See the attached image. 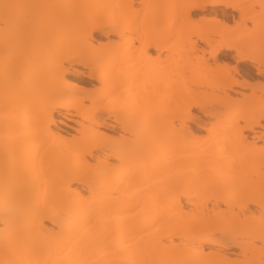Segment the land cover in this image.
I'll return each mask as SVG.
<instances>
[{"label": "bare ground", "instance_id": "6f19581e", "mask_svg": "<svg viewBox=\"0 0 264 264\" xmlns=\"http://www.w3.org/2000/svg\"><path fill=\"white\" fill-rule=\"evenodd\" d=\"M93 32L116 39L95 42ZM239 64L264 77V0H0V79L15 89L0 92V264H236L230 255L261 253L244 264H264V110L246 106L264 84ZM189 66L224 74L212 113L195 99L207 79L179 75L172 94L159 88L172 68ZM68 74L97 86L77 94ZM237 89L250 94L235 102ZM55 115L75 121L76 139L92 146H64ZM104 118L123 133L115 148ZM187 122L219 145L215 155L186 144ZM30 135L41 136L37 145L10 155ZM14 171L48 180L22 184ZM155 206L147 222L134 219Z\"/></svg>", "mask_w": 264, "mask_h": 264}, {"label": "rangeland", "instance_id": "374dc122", "mask_svg": "<svg viewBox=\"0 0 264 264\" xmlns=\"http://www.w3.org/2000/svg\"><path fill=\"white\" fill-rule=\"evenodd\" d=\"M143 9V8H142ZM259 11V8H255V11L254 13H257ZM199 16L195 17V19L197 20ZM208 18V23L206 25H208L210 28H214L215 25L211 24L210 23V18L209 17H206ZM205 25V26H206ZM229 25L231 26V22L229 23ZM204 25L201 23H196V28H201L203 27ZM248 27H249V24H248ZM93 39L95 42H101V43H106V42H112L111 40L115 41V36L113 35H108V39L105 38V36H103L102 34L98 33V32H93ZM212 39L215 41V43H218L219 41H221L222 39H220V35L218 34H214L211 36ZM198 47L200 49H203L205 51L208 50V47H206L205 45H203L202 43H198ZM205 57H207V55H205ZM229 63H230V66H236V64L234 62H232L231 60H229ZM208 64L210 65V67H213L214 66V63L212 60H208ZM240 71L244 74H249V76L252 77V79H250V82L254 83L256 81H259L261 84H264V77H256L253 73L254 71L249 68L248 66H244V65H241L240 64L238 65ZM74 69H76L77 71H80V72H85L86 70L84 68H81L80 66H75ZM33 70L32 68H29V69H25L23 71H21V75H25V76H30L33 74ZM183 70H186L184 72L181 71V68H177V69H173L171 71H169V73H167L159 82H160V89L162 91H167V93L169 92L170 94H172V89L175 87V85L177 84L178 82V79H179V75L181 76H185V77H188V76H195L194 78H198V80H204V79H207L210 81L211 85L210 86H201L198 88L199 92H198V95L195 97V99L197 101H200L201 103L203 102L204 104L206 105H210L213 103V100H214V96L216 94V92L214 91V88H213V85L218 83L220 81V79L223 78L224 74L223 73H218V71H215L213 73H210V72H207V70H202V69H194V70H191V67H186L184 68ZM247 71V73H246ZM69 72H70V69H69ZM191 72L192 74L190 75ZM253 72V73H252ZM197 73V74H195ZM199 76V77H197ZM236 80H240L239 77L235 76L234 77ZM7 77L4 76L2 79H0V92H4V95L6 97L8 96H11L15 93V89L13 87H6V86H3L4 84L7 83ZM65 81L67 82H70L71 84L75 83L76 85H78V87H80V91H78L77 94H81L84 92V93H88L90 92L91 90H93L94 87L97 86V83L95 81H90L89 79L87 78H82V77H78V76H73V75H66L65 76ZM87 82V83H86ZM92 85V86H91ZM190 88H192V86L188 85ZM75 89V88H74ZM193 89V88H192ZM239 91V93H229L230 97H232V99L235 100V102L239 101L242 99V95L244 96H247L250 94V91L249 89H237ZM83 93V94H84ZM169 96V94H168ZM167 96V97H168ZM257 97L255 98H252L248 101L247 103V107L252 109V110H264V95H259L257 94L256 95ZM259 96V97H258ZM161 98V99H165V98H162L161 95H156V98ZM45 100H47V97L45 99H42V102H44ZM86 105L89 104V102H86L85 103ZM179 102H175L174 103V106L178 105ZM236 104V103H233L230 107V109H232V106ZM207 110H209L208 112H213L214 109L212 108V105H210L209 107L206 108ZM192 114L194 117H197L199 118V121L200 123L205 126V127H210L211 125L214 124L215 122V119L214 117H206L203 115L202 112L198 111L197 109H192ZM123 116H125V113L121 114L120 117H119V120L120 118H123ZM143 116V114H140L139 117ZM23 118L25 119L24 120V124L25 125H29L33 119H32V115H29V114H24L23 115ZM105 119V123L107 125H111V126H115L114 128L115 129H110V128H105L103 127L101 130L111 136L114 140L112 141V143L110 144L111 147L115 148L116 146H119L118 145V139H119V136L120 134H123L121 132V130L119 129V126L116 122H114L113 118H110L109 120L104 118ZM76 121H79L80 119L79 118H76L75 119ZM176 124V123H174ZM186 125L188 126V128H190L192 131H193V134L190 135L186 141V144H191V143H194L196 145V147H202V148H205V147H208L209 145L213 146V154L215 155L216 152L218 151V149L220 148L218 144H214L213 141L211 140H205L208 136L206 130L204 129H201V128H197L194 123L192 122H187ZM263 125H264V122H263ZM51 129L54 130L55 132L57 133H60L61 135H63L65 137V145L64 146H69V145H73V146H80L82 148H85L86 146V149H89L92 145H87L88 143L86 141H78L76 138H77V129H78V126L76 124L75 121H68V120H65L57 115H55V123L54 125L51 126ZM26 131H30V129H26ZM17 134H14V136H16ZM125 137H129V138H133L132 136H129L127 134H125ZM41 138L40 135H30V141L29 143L26 145L25 148H22V149H19V150H15L13 151L12 153H10V155L12 154H23V152L25 150H29L33 147H35L36 142ZM167 139V137H164V139L162 140V142H164L165 140ZM206 142H205V141ZM204 144H202L203 142ZM218 142V141H217ZM48 144V141H45L41 146V148L43 149L45 145ZM105 147H108L106 144H104ZM101 146L103 147V144H101ZM260 148L264 147V144L260 143L259 144ZM94 152V154H96V150L93 149L92 150ZM11 179H16V182H19V183H29V182H34V183H39L41 186H44V184L47 182L48 180V177L46 175H43V174H34V173H29L27 175H21L18 171H14L13 174L11 175ZM77 185H74V187H76ZM44 201V195L41 194V195H38V196H33L32 198L28 199L27 202H28V206L27 208H31L32 206H35L36 204H39V203H42ZM250 210H255L254 207H249ZM161 211V208L160 207H156L155 208H152L149 212H146L147 214H141L143 212H140L138 214H136V216L134 217V219L136 221H148L150 218V216L154 213H158ZM58 215H60V213L62 214L61 211H56ZM43 225L45 227H49L50 226V223L48 221H43ZM2 228V225L0 224V229ZM229 251V250H228ZM230 251H235V249H230ZM227 252V251H226ZM252 255V254H251ZM259 257V259H263L262 258V253L259 255L257 254H254L252 256L254 257H250V255H246L244 257H241V256H229L230 258L234 259L236 258V264L238 263H241V264H244V261L247 262V260L249 261H253L255 257ZM156 256L158 255H154V257H150L152 258L151 261L155 260L156 259ZM130 258L133 259V258H136L135 257V253H133L132 255H130ZM249 258V259H248ZM253 259V260H250ZM247 259V260H246ZM258 259V258H257ZM248 261V262H249ZM243 262V263H242Z\"/></svg>", "mask_w": 264, "mask_h": 264}]
</instances>
